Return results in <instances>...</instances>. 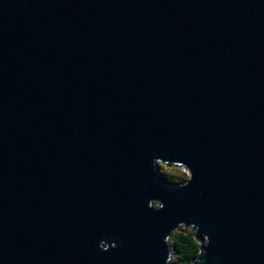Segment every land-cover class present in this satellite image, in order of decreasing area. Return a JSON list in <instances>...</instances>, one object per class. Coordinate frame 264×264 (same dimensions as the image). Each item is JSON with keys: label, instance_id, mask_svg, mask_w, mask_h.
<instances>
[{"label": "water", "instance_id": "obj_1", "mask_svg": "<svg viewBox=\"0 0 264 264\" xmlns=\"http://www.w3.org/2000/svg\"><path fill=\"white\" fill-rule=\"evenodd\" d=\"M180 220L264 264V0H0V264H164Z\"/></svg>", "mask_w": 264, "mask_h": 264}, {"label": "clouds", "instance_id": "obj_2", "mask_svg": "<svg viewBox=\"0 0 264 264\" xmlns=\"http://www.w3.org/2000/svg\"><path fill=\"white\" fill-rule=\"evenodd\" d=\"M153 170L165 176L171 183L179 187H186L193 179L194 173L188 163L179 159H168L161 156L152 158ZM148 207L154 210H161L165 207L164 202L158 198H151ZM200 226L195 222L178 221L175 226L163 236V243L166 245L167 254L164 264H197L199 258L205 255V248L211 242L208 234L200 238ZM102 250L108 251L115 247L113 241L101 240L98 245Z\"/></svg>", "mask_w": 264, "mask_h": 264}]
</instances>
